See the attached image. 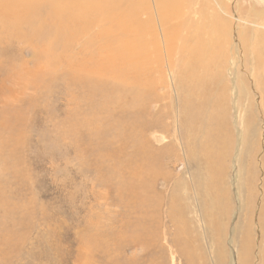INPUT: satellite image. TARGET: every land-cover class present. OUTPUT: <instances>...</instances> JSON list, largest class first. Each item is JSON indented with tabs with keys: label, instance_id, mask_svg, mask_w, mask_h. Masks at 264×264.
I'll return each instance as SVG.
<instances>
[{
	"label": "rangeland",
	"instance_id": "1",
	"mask_svg": "<svg viewBox=\"0 0 264 264\" xmlns=\"http://www.w3.org/2000/svg\"><path fill=\"white\" fill-rule=\"evenodd\" d=\"M133 1L150 12L141 8V40L156 46L147 71L108 63L138 75L130 88L83 75L91 63L72 74L0 44V264H188L177 238L197 240L206 264L220 253L223 264H264V0H175L167 25L157 0ZM179 23L169 53L162 36ZM187 28L203 29L206 64L220 63L219 108L205 104L197 138L200 101L180 53L196 43ZM143 75L147 97L133 88Z\"/></svg>",
	"mask_w": 264,
	"mask_h": 264
},
{
	"label": "bare ground",
	"instance_id": "2",
	"mask_svg": "<svg viewBox=\"0 0 264 264\" xmlns=\"http://www.w3.org/2000/svg\"><path fill=\"white\" fill-rule=\"evenodd\" d=\"M157 1L159 5L155 7V12L157 16L160 17V20L167 25L171 20L175 19L179 13L178 10H174L175 0H172L171 4L170 0ZM141 8H144V15L150 13L145 3L141 6L133 0H0V44H16L17 47H20V44L24 49L28 48L31 50L32 54L36 55L34 60L41 61L42 63L51 62L53 66L60 64V67H68V70L72 74L73 71L81 70L91 63V70L88 71L87 69L82 73L83 75L91 76V78L96 81H113L118 79L126 87H129V83L134 84L132 78L138 75L134 77L129 76L130 70L128 71L126 68L122 69L118 64L125 65L127 63L130 68L137 67L138 69V67H140L138 70L139 72H142L144 69L147 71L146 67L150 62V52L151 50L153 51L152 46H156L149 45L148 49L145 42L141 40L144 35L141 31V29H144ZM216 15L217 14L213 13V17H216ZM182 25L183 24L179 23V25L176 24L175 27H169L167 31L165 30L167 32L166 35L164 34V36H162L163 42L165 45H168L166 49L169 53L172 51L170 41L174 39L173 37L176 36L177 31L180 30L179 28L183 27ZM212 28L216 29L215 27ZM190 29H192V27ZM188 30L189 28H187V32L185 31L187 33L186 42H189L190 39L192 40L194 35ZM129 31H132L131 33L134 32V35ZM202 31L203 29L200 28L198 35H194L196 36V39L194 37V42H196L194 47H186L180 52L184 60H186V67L183 69V73L189 78L186 88L191 94H196L200 101V104L193 106L194 118L197 125L193 126L194 130L192 135L196 138L198 137V130L205 126L207 121L209 122L210 120L207 118L206 121L205 119V104H210L211 108L213 105L215 108L212 110H217L222 96L220 92L217 91L216 86V83H220L221 75L218 76L220 67L216 66L218 63L216 60H214L216 63H212L209 60L212 67L209 65V62L208 65L206 64V61L213 56L210 55L212 53H209L210 49L209 51L206 49L208 46L205 48L207 52L204 53L203 51L202 42L199 41ZM126 57H129L127 61ZM110 62H118V64L116 67H113L108 64ZM219 64L220 63H218V65ZM105 65L109 71L104 68ZM197 68L202 70V72L200 73V70H196ZM214 68L215 73L212 72L211 75L210 71ZM134 71H136V69ZM144 73L145 72H143V74ZM147 74H145V76ZM213 74H217V77L214 78ZM127 77L129 78L128 81ZM153 77L154 76H152V78ZM145 78L148 82L144 80L140 83L136 82L137 86L133 87L141 97H147V95L153 93L147 94L145 92V88H149V85L150 88L153 89V84L149 80V77ZM212 87L214 90L210 92V88ZM200 89L203 94L200 93ZM137 97L139 98V96ZM142 100H144V98ZM190 103L191 102L184 103L186 113ZM213 121L214 118L210 122ZM229 138V136L224 137V140H228ZM222 140L215 141L221 143ZM198 187L197 185V188ZM146 193L145 182L139 174L137 184V194L139 198L137 199L140 200V204L145 202L144 198ZM205 193L206 191L201 188L199 191L200 197ZM216 198V189H214L208 197V199H210L208 204L214 205ZM184 217L182 226L186 222V218ZM260 217L263 219L262 216ZM179 231L184 233L183 231L186 230L179 229ZM250 235L251 232L248 231L245 241L246 256H249L247 251H250L252 248V237H250ZM174 245L180 257H183L184 254V257L188 258V264H206L205 257L202 255L197 240L194 242V247L185 245L184 242H181L178 238L174 242ZM221 259V253L216 254L215 260L218 264H223Z\"/></svg>",
	"mask_w": 264,
	"mask_h": 264
}]
</instances>
